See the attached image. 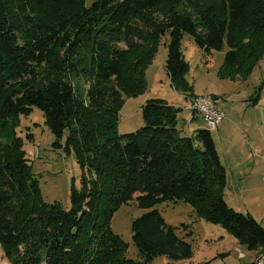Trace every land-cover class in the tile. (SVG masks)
Here are the masks:
<instances>
[{
    "label": "trees",
    "instance_id": "1",
    "mask_svg": "<svg viewBox=\"0 0 264 264\" xmlns=\"http://www.w3.org/2000/svg\"><path fill=\"white\" fill-rule=\"evenodd\" d=\"M186 34L207 53L227 45L220 74L246 79L264 57V0H0V139L39 108L54 145L94 174L71 187L70 209L48 204L21 140L0 141V246L11 264L191 259L192 245L166 223L162 203L188 204L249 251L264 250V227L226 201L227 172L211 130L182 136L181 109L148 99L144 127L118 132L123 95L145 92L167 35L169 76L178 90L190 89ZM78 76L90 85L85 96ZM134 200L147 210L132 225L141 260L127 256L129 245L111 227Z\"/></svg>",
    "mask_w": 264,
    "mask_h": 264
},
{
    "label": "rangeland",
    "instance_id": "2",
    "mask_svg": "<svg viewBox=\"0 0 264 264\" xmlns=\"http://www.w3.org/2000/svg\"><path fill=\"white\" fill-rule=\"evenodd\" d=\"M94 1L87 0V5ZM169 41L170 37L167 35L162 40L155 59L147 68L145 92L137 96L123 95L125 103L120 112L119 134L127 135L144 127L142 105L148 99H162L181 109L178 129L182 136L189 137L192 134L191 130L197 129L199 125L206 127L199 115H194L192 120L199 117L200 121L193 123L190 118L191 112L187 109L192 99L202 97L215 101L217 108L226 114L223 123L231 120L239 127L247 128L248 133L253 134V140L255 138L256 143L264 147V57L248 78L243 79L236 73L225 78L220 72L225 63L227 45L221 51L207 53L196 45L191 35L186 34L182 40V51L190 65L186 74L190 89L182 92L173 84L166 68ZM227 73L230 75L232 68ZM75 84H78V90L85 96L90 88L88 81L78 76L75 78ZM258 92L259 102L253 105L251 97L254 98ZM212 135L220 150L223 145L226 146L227 140L224 135L221 136L220 129L213 130ZM16 138L21 140L25 157L29 160L34 176L39 180L45 202L48 204L58 202L64 209H70L71 187L74 185L80 189L84 175L89 179L93 178L91 169L82 168L75 155H68L63 148L54 145L56 138L45 123L43 112L39 108H34L30 114L21 116L0 141L11 144ZM243 138L246 139L244 136ZM238 147L245 159L247 153L244 146ZM230 189L226 191L228 203L241 213L253 214L264 227V174L262 176L254 174V179L250 183L241 184L245 198L238 195L240 201L232 199L238 192L237 188L234 186ZM157 209L166 223L176 228L177 234L192 245L194 254L191 259L180 261L160 257L152 264H207L211 260H213L211 264L215 261L214 264H247L245 261L253 259L256 250L249 251L241 246L237 239L221 226L198 219L192 206L184 203H162ZM146 212L147 210L141 209L134 200L122 206L111 221L113 232L129 245L127 256L135 260H141V255L133 243L132 225ZM183 225L188 226V229ZM190 231L193 234L189 236ZM221 253H225L226 256H218ZM0 264H11L1 246ZM249 264H254V261Z\"/></svg>",
    "mask_w": 264,
    "mask_h": 264
},
{
    "label": "crops",
    "instance_id": "3",
    "mask_svg": "<svg viewBox=\"0 0 264 264\" xmlns=\"http://www.w3.org/2000/svg\"><path fill=\"white\" fill-rule=\"evenodd\" d=\"M199 117L202 118V116ZM199 117L196 120H194L193 123L199 122L200 121ZM223 122L217 129L218 130L220 129L221 136L224 135V137L227 140V143L226 146L223 145V148L221 150L219 149L218 145L217 148L219 151L221 161L224 164L227 172V186L225 192L231 190L230 188L235 186L238 192L233 195L232 199L233 201H236L237 199L238 201H240L241 198L238 195L245 198V196L243 195V191L241 190V184L244 185L246 184V182L250 183L254 179V174H260L261 176L264 174V147H262L261 144H257L255 138L253 140V136H252L253 134L248 133L247 128L239 127L235 121L230 120V121H226V123ZM198 128L203 129L205 128V126L199 125ZM243 136L246 138L245 140ZM239 145H242L245 148V151L247 153L245 159L241 154V150L238 147ZM258 154L260 156H258ZM232 183L234 184V186ZM248 214L254 217L253 214L251 213ZM263 252L264 250L261 249L256 250V252L253 255L254 256L253 259L249 261H245V263L246 262L247 264L252 263ZM224 254L225 253H221L218 256H224ZM212 261L213 260L207 262V264H211Z\"/></svg>",
    "mask_w": 264,
    "mask_h": 264
},
{
    "label": "built area",
    "instance_id": "4",
    "mask_svg": "<svg viewBox=\"0 0 264 264\" xmlns=\"http://www.w3.org/2000/svg\"><path fill=\"white\" fill-rule=\"evenodd\" d=\"M187 109L191 112V120L194 118V115L202 116L206 127L211 131L216 130L226 117L225 114L217 108L215 101L202 97L192 99ZM254 264H264V253L254 261Z\"/></svg>",
    "mask_w": 264,
    "mask_h": 264
}]
</instances>
